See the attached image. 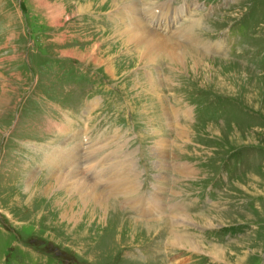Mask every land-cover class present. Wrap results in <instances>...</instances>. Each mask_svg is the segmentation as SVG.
<instances>
[{"label": "rangeland", "instance_id": "374dc122", "mask_svg": "<svg viewBox=\"0 0 264 264\" xmlns=\"http://www.w3.org/2000/svg\"><path fill=\"white\" fill-rule=\"evenodd\" d=\"M43 1L0 0V264H172L169 256L186 258L185 264H264V0H229L227 5L224 0H197L196 8L197 2L190 0L181 5L165 0L174 9L186 7L185 14L173 19L174 34L165 21L159 33L170 38L191 26L200 43L188 42L189 47L211 57L205 61L214 67V75L221 72L230 80L232 63L242 67L226 87L199 71L178 69L167 55L143 60L153 55L144 54L148 46L143 38L135 42L131 18L137 15L148 25L150 19L143 20L141 12L131 14V0L114 7L109 2L94 5L96 12L84 13L75 12L81 0ZM191 7L196 12L189 11ZM218 41L224 43L216 50L222 53L204 47H216ZM77 50L88 52L85 61L67 52ZM45 61L57 80L38 77ZM61 62L84 67L73 77L99 92L98 105L76 116L80 130L87 127L84 118L96 122L90 123V138L84 134L88 129L83 131L89 140L80 163L59 168L51 162L53 174L49 167L28 179L33 166L27 158L44 163L48 145L60 139L50 137L54 131L46 125V112L62 113L64 105L81 108L94 92L87 85L62 81L67 77ZM25 64L32 67L30 74ZM147 79L156 84H147ZM189 91L195 94L197 111L188 101ZM132 119L137 128L121 129ZM83 135L64 148L81 143ZM52 146L62 156V144ZM233 152H243L235 159L243 164L240 169L228 166L233 161L227 163L226 156ZM88 156L103 171L83 168ZM128 161L131 173L116 176L117 163ZM108 164L114 165L111 176L94 178L93 173L107 175ZM182 166L189 172H182ZM79 167L99 190L110 183L121 186L114 193L104 192L107 198L113 195L110 204L122 211L109 214L89 201L82 212L83 198L76 193L40 190L55 181L51 175L56 172ZM27 185H34L35 191H27ZM138 198L146 201L144 212L133 205ZM60 200L75 202L73 219L59 216L55 204ZM178 214L182 220L176 227L173 218ZM224 214L231 216L220 221ZM128 217L140 220L141 229L128 227ZM204 218L215 220V226H205ZM230 226L239 233L229 234ZM166 227L193 240L224 245L229 261L172 244ZM152 247L158 258L151 257Z\"/></svg>", "mask_w": 264, "mask_h": 264}, {"label": "bare ground", "instance_id": "6f19581e", "mask_svg": "<svg viewBox=\"0 0 264 264\" xmlns=\"http://www.w3.org/2000/svg\"><path fill=\"white\" fill-rule=\"evenodd\" d=\"M47 1H49V0H44L43 2L45 3ZM81 1H84V2H80V1H79L80 3L78 2L79 4H78V6H76V10H75V12H77V13L96 12V11H94V8H92L94 5L96 6V5H100L102 3L104 5L106 3L108 4V2H109L111 7H114L116 3H118L119 1H122V0H113L114 2L112 0H81ZM137 1L138 0H131V14L132 13L137 14V12H141L140 13L141 14L140 15L141 18L143 20H145V18H149L150 20H148V23L152 27L151 28L147 23H145L143 21H140L139 20V16H137V15L134 16V18L133 17L131 18V20H134L133 25H134L135 30H136L135 31L136 33L132 35L134 37L135 42L137 43L140 38H143L142 41L145 40L146 45L149 47V48L148 47L145 48L144 54L150 52L151 55H153L151 57L148 54L144 55V58L142 57L143 60L150 61L151 58H154L156 61H158L161 57L167 55L168 57L171 58L172 62L174 63V66L177 67L178 69H180V70L184 69L186 71L189 70V69L190 70L192 69L194 71H199L200 73H204L205 77L208 78L209 80L210 79H217L216 81L224 83L223 85L225 87L227 86V84H229L226 81L233 82L234 76L236 77L240 73L239 70H242V67L240 65H238V64L232 63L233 64L232 69H231L232 72L230 70V72L232 73V76H231L230 80H229V78L225 77V75H221V72H220L219 75H214L213 74L214 67L212 65H210L207 61H205V59L206 60H208V59L212 60L211 57H209L208 55H206L204 53H201L200 51L195 50L192 47H189V43L188 42H192V43L196 44V46L200 43V42H197V38H195L193 36L192 30L190 28L191 26H186L184 28V29H187L186 32H184L182 34H179V35H172L170 38H167V37L163 36L161 33H159V31H157V30H159L158 26L161 27V22L165 21L168 29H170L171 33L174 34L175 32L173 30L177 29V27L173 26L172 22L177 20L179 18V16H181V14H185V8L186 7H181V8L174 9V8H172L171 4L168 1H165V0L164 1H157V2H154L156 0H153V1H151L148 4V6H147L146 3H144L143 7H139L138 5H135V4L138 3ZM50 2L51 1H49V3ZM53 2H55V1H53ZM185 2L189 3V1H185ZM59 4H61V3H59ZM177 4L181 5V4H183V2L182 3H178L177 2ZM193 10L194 9H192V7H191V9L189 11H193ZM149 15H150V17H149ZM173 19H175V20H173ZM165 32H166V29H165ZM173 40H175V41H173ZM170 41H172V43ZM132 42H134V41H132ZM204 47H206L209 51L210 50L211 51L212 50H220L221 48H224L221 45L220 42H219L218 45H216V47H207V46H204ZM73 49H76V48H73ZM70 50H72V49H70ZM78 50L74 51V52L73 51H67V52H69L70 55L76 56V57L80 58L81 60L85 61V59H86L85 57H87L86 54L88 52L84 53V52H79ZM66 54H68V53H66ZM92 57H94V56L92 55ZM100 60L101 59L94 57V61L99 62ZM102 60H103V58H102ZM94 64H95V62H94ZM108 71H110V69ZM223 72H225V71L223 70ZM147 81H148L147 84H150L152 86L156 84L154 82V80H150L149 81L147 79ZM70 123H71L70 118L68 116H66L63 119V121H61V122H52L50 124L49 128H51V130L58 131L59 134L66 133L67 136H69L72 132H74L72 136H76L77 135V131H76L75 128H73L70 125ZM42 128H43V126H42ZM236 130H238V129H236ZM225 131H227V130H225ZM236 132L238 134H240L242 131L238 130ZM84 134L87 135V133H84ZM85 139H86V137H85ZM85 139H84V141L82 143L74 145L73 147H70V148H64L63 147V142L54 143L55 145L56 144H62V148L64 149V153L61 152L62 156H58L56 154V152H59V151H57V149H54L52 144L48 145L50 150L47 152V154H44V155L48 156L47 162H48V160L51 159L52 156H54L53 159L55 160L56 164H58L57 160L63 159V161H62L63 164L60 165V166H64L65 164L69 165L72 161H77V163H80L81 158H82L81 151H82L83 148H85L87 146V144H85V142L86 141L88 142V139L87 140H85ZM80 145L83 146V148H81ZM45 146H47V145H45ZM42 148H44V147H42ZM76 148H78L79 150L76 149ZM69 149L71 150V152L68 151ZM31 150H33V149H31ZM40 151H42V150H40ZM90 156H88L87 160H82L81 165H84V161H86V163H87V165L83 166V168L91 170V172H93V170L94 171L95 170H99V172L103 171L102 165H97L96 163L92 164V159H91ZM102 161H105V160L103 159ZM122 164H125L124 168L121 167L122 169L119 167V165H117L118 167H115V168H118L120 170V172L116 176L121 175V174H126L127 175V174L131 173V162H126V163H122ZM75 165H77V164H75ZM90 166L92 168H90ZM112 168H114V165L112 166V164H108L105 167V169H109L107 175L106 174L98 175V173H93L94 178L100 179L102 176L103 177L111 176L110 172H111ZM123 169L126 170V172H123L122 171ZM186 169H187V167H185V166H182V168L180 167V170L182 172H189L190 169H187V170ZM81 171H82V168L79 167L76 170H71V171H67V172H65V171L62 172V173L56 172V174L51 175V177L55 178V181L51 180L49 183H45L44 186H42L40 190L41 191H46L47 193H51V194L53 193V195H55L54 192H55L56 189L59 192H64V194L65 193H71L73 195V194L76 193L75 196L83 198L84 205H82V206L84 208L82 209V212L85 211V208L89 205V201L95 202V207L99 206L103 211L106 210V212H109V214L114 212L115 209H118L119 206H116L115 204H110V199H111L110 197L113 196V195H110L108 198L106 197V195L110 194V193H114L121 186L118 185V184H114V183H110V185L108 187H107V185H104V191H106V193H107L106 194L103 190H99L98 189L97 185L95 184V181L93 182L91 179H89L88 177L84 176ZM31 175H29L28 179L31 178ZM58 175H62V176L58 177ZM90 176L92 177L91 174H90ZM98 177H100V178H98ZM111 182H114V181H111ZM26 190L27 191L29 190V192L35 191V186L31 185L30 187H28V185H27ZM114 195H116V194H114ZM143 202L144 203H142V199H136V200L133 201V205L135 206V208L138 211H142L143 208L144 209L146 208V207H143L146 204V201H143ZM155 206L159 207L160 205L155 204ZM55 207L59 209V216L61 218H63V219H64V216L66 215L65 219L71 220L77 214L76 207H75V202H71V201L69 202V201H65V200H60V201H58L57 204H55ZM119 209L121 210V208H119ZM173 209H175V208H173ZM213 212L214 211H211L209 213H213ZM201 216H203V215H201ZM201 216H198V217H201ZM227 216H231V215H225V214L221 215L220 216L221 219H219V220L223 221L224 217H227ZM128 219L131 220V222H129V224H128L129 225L128 227H130L131 229L133 228L135 230L136 229H138V230L141 229L140 226L138 225V221H140V220L131 219V217H128ZM204 219L206 220L205 223L203 222V224L205 226H215L214 225L215 224V220L214 221L210 220V218L209 219L204 218ZM181 220H182V216H180L178 214V216L173 218V225L177 221V224H176V227H177L180 224ZM134 221L135 222L137 221V225H136V223ZM165 223H166V221H165ZM167 225H168V223H167ZM166 230H167L166 232H169V234L171 235L170 241H171L172 244L186 246V247L192 248L194 250L205 251V252H207V253H209L211 255H214L215 257H217V258H219V259H221V260H223L225 262L229 261L226 258L228 255H227V251L224 248L225 247L224 245L216 244V243H208V242H204V241H198V240H195V239L193 240L192 237L191 238L184 237L183 235L179 234L177 232V230L174 229V227H172L171 229H168L166 227ZM228 263H230V262H228Z\"/></svg>", "mask_w": 264, "mask_h": 264}]
</instances>
